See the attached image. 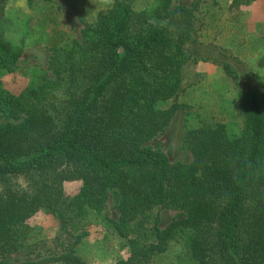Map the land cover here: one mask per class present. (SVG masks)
<instances>
[{"label":"trees","instance_id":"trees-1","mask_svg":"<svg viewBox=\"0 0 264 264\" xmlns=\"http://www.w3.org/2000/svg\"><path fill=\"white\" fill-rule=\"evenodd\" d=\"M172 3L158 0L155 18L143 11L137 20L130 1L114 0L81 40L70 35L54 47L53 76L19 93L0 79V175L26 180L0 189V264H85L75 246L101 222L131 250L117 264H162L175 244L174 264H264V90L243 92L240 133L216 114L206 119L203 105L201 124L185 134L188 163H172L148 144L179 108L159 103L180 90L195 31L197 3ZM22 53L0 31V70L12 71ZM74 180L82 185L67 196L64 183ZM111 194L118 218L108 211ZM157 206L186 216L162 229L150 213ZM43 209L74 238L70 248L53 258L6 261L28 245L29 221Z\"/></svg>","mask_w":264,"mask_h":264},{"label":"rangeland","instance_id":"rangeland-1","mask_svg":"<svg viewBox=\"0 0 264 264\" xmlns=\"http://www.w3.org/2000/svg\"><path fill=\"white\" fill-rule=\"evenodd\" d=\"M128 1L139 13L137 20L139 15L143 17V11L154 17L158 0ZM233 1L173 0L174 6L197 3L193 20L195 31L192 40L185 45L187 61L182 68L181 88L174 97L159 103L160 108H170L174 103H178L179 108L166 128L148 142L163 150L172 163L192 160L184 138L188 129L201 124L198 113L203 105L206 119L216 114L231 133H240L244 127L239 109L243 92L250 87L264 90V0L242 2L236 7L232 6ZM108 7L104 0H6L0 16V31L13 46H22L23 53L12 71L0 70L3 85L19 93L42 76H53L49 66L54 47L70 35L81 40L86 24ZM152 22L158 24L159 21L152 18ZM3 120L5 116L0 112V122ZM8 182L24 185L26 180L23 176L0 175V189ZM81 185L80 180L66 181L65 194L76 193ZM117 204L116 195L111 194L108 211L114 218L119 217ZM150 213L159 217L162 229L186 216L182 208L168 206L154 207ZM29 225L32 237L28 245L5 257L6 261L22 263L53 258L67 251L74 242L58 216L48 210H40ZM107 228L104 222L93 225L90 234L75 246L85 264H117L130 257L126 239ZM180 249V245H173L163 255L162 264H174V256Z\"/></svg>","mask_w":264,"mask_h":264},{"label":"clouds","instance_id":"clouds-1","mask_svg":"<svg viewBox=\"0 0 264 264\" xmlns=\"http://www.w3.org/2000/svg\"><path fill=\"white\" fill-rule=\"evenodd\" d=\"M104 3L110 5V4L114 3V0H104Z\"/></svg>","mask_w":264,"mask_h":264}]
</instances>
